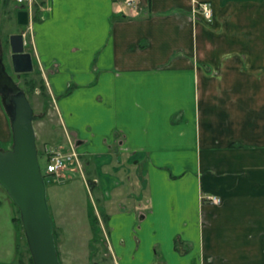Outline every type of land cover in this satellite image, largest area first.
Masks as SVG:
<instances>
[{"label": "crops", "instance_id": "1", "mask_svg": "<svg viewBox=\"0 0 264 264\" xmlns=\"http://www.w3.org/2000/svg\"><path fill=\"white\" fill-rule=\"evenodd\" d=\"M36 2L0 15L29 11L18 32L34 31L115 264H264V0Z\"/></svg>", "mask_w": 264, "mask_h": 264}, {"label": "rangeland", "instance_id": "2", "mask_svg": "<svg viewBox=\"0 0 264 264\" xmlns=\"http://www.w3.org/2000/svg\"><path fill=\"white\" fill-rule=\"evenodd\" d=\"M25 1L28 2L26 6L32 10L31 6L38 0ZM0 16V47H5L7 58L4 61L7 71L26 91L36 115L39 161L42 172L46 174L48 202L54 220V233L61 264H93L95 261L98 264H115L109 245L111 240L109 227L97 210V193L95 190L94 192L86 190V185L89 189L92 185L89 182L84 157L74 139H68L67 143L62 142V129L58 126V107L53 99L52 90L46 85L47 81L40 64L37 62L35 64L34 61V70L20 75L14 70L11 46L6 42V38L9 40L12 34L19 33L17 28L21 24L15 23L7 14L5 17L2 14ZM20 28L30 42L34 33L32 28L28 29V26ZM40 78H43L46 89L40 85L43 82ZM46 145H63L65 152L75 151L79 161L73 159L60 174L48 175L46 171L48 160L44 153ZM12 146L11 126L8 137L0 135V148L11 149ZM206 201L211 202L208 199ZM86 221L90 228L86 226ZM149 236L153 238V234L150 233ZM0 264H34L20 210L2 185H0Z\"/></svg>", "mask_w": 264, "mask_h": 264}, {"label": "water", "instance_id": "3", "mask_svg": "<svg viewBox=\"0 0 264 264\" xmlns=\"http://www.w3.org/2000/svg\"><path fill=\"white\" fill-rule=\"evenodd\" d=\"M17 15L20 24L29 23L28 10L21 9ZM10 46L14 70L33 71L34 59L26 50L24 35L12 34ZM0 95L13 131L12 148H0V185L20 210L34 264H61L47 182L39 161L36 115L25 90L7 71L3 53L0 54Z\"/></svg>", "mask_w": 264, "mask_h": 264}, {"label": "built area", "instance_id": "4", "mask_svg": "<svg viewBox=\"0 0 264 264\" xmlns=\"http://www.w3.org/2000/svg\"><path fill=\"white\" fill-rule=\"evenodd\" d=\"M19 2H24L25 0H18ZM128 4L134 5L138 0H125ZM32 3V1H31ZM201 11L203 15L211 20L213 17V9L209 2L201 3ZM63 145H46L44 148L45 156L47 157V174L55 176L56 174H60L61 171H64L69 162H73V159L79 161L78 154L74 152H65L63 150ZM207 199L213 203H220L221 198L216 195H208Z\"/></svg>", "mask_w": 264, "mask_h": 264}, {"label": "trees", "instance_id": "5", "mask_svg": "<svg viewBox=\"0 0 264 264\" xmlns=\"http://www.w3.org/2000/svg\"><path fill=\"white\" fill-rule=\"evenodd\" d=\"M34 9H35V11H34L35 15L37 17V13L39 11V4L38 3H34ZM8 43H10L9 40H8ZM40 81H43V78H40ZM33 83L35 84V79H34ZM40 85L42 86L43 89H46V85H45L44 81ZM39 156H40V153H39Z\"/></svg>", "mask_w": 264, "mask_h": 264}, {"label": "flooded vegetation", "instance_id": "6", "mask_svg": "<svg viewBox=\"0 0 264 264\" xmlns=\"http://www.w3.org/2000/svg\"><path fill=\"white\" fill-rule=\"evenodd\" d=\"M29 18H30V17H29ZM21 25H22V24H21ZM22 26H25V25H22ZM22 34H23V33H22ZM9 42H10V40H9ZM7 43H8V42H7ZM25 43H26V40H25ZM9 44H10V43H9ZM27 47H28V46H27V43H26V50H27ZM27 51H28V50H27ZM29 52H30V51H29ZM1 53H3V57H4V59L7 58V57H6V52H5V47H3V46L0 47V54H1ZM32 55H33V54H32ZM33 59H34V58H33ZM34 65H35V64H34ZM16 73H17V72H16ZM20 74H22V73H17V75H20ZM13 78H14V77H13ZM14 80H15V79H14ZM15 81H16V80H15ZM93 264H98V262L95 261Z\"/></svg>", "mask_w": 264, "mask_h": 264}]
</instances>
